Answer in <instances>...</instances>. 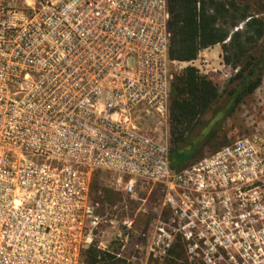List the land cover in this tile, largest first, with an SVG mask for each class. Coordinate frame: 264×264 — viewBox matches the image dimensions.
<instances>
[{"label": "built area", "instance_id": "2783aa9c", "mask_svg": "<svg viewBox=\"0 0 264 264\" xmlns=\"http://www.w3.org/2000/svg\"><path fill=\"white\" fill-rule=\"evenodd\" d=\"M168 20L167 0H0V264H84L97 172L157 190L155 260L178 242L191 263L264 264V124L170 167Z\"/></svg>", "mask_w": 264, "mask_h": 264}, {"label": "trees", "instance_id": "16d2710c", "mask_svg": "<svg viewBox=\"0 0 264 264\" xmlns=\"http://www.w3.org/2000/svg\"><path fill=\"white\" fill-rule=\"evenodd\" d=\"M167 8L170 60L188 62L201 50L221 44L222 62L237 68L221 90L215 73L201 74L193 65L172 74L169 160L170 167L179 170L203 156L224 121L260 85L264 75V0H167ZM212 110V117L204 121ZM91 188L95 190L93 181ZM101 195L97 196L101 201L110 200ZM182 257L181 244L175 242L166 264H191ZM82 258L84 264H125L117 252L102 250L94 242Z\"/></svg>", "mask_w": 264, "mask_h": 264}, {"label": "rangeland", "instance_id": "374dc122", "mask_svg": "<svg viewBox=\"0 0 264 264\" xmlns=\"http://www.w3.org/2000/svg\"><path fill=\"white\" fill-rule=\"evenodd\" d=\"M241 25L242 24L239 25V28H241ZM221 54V44H216L205 48V50H201L197 56V59L204 56L210 64L209 67L218 70L217 72L209 71L205 74L215 73L213 75L218 76V88L220 90L227 86L229 78L237 71H235L237 68H231L227 65H224L223 67L220 63V60H222L220 57ZM196 64H198V61ZM187 65L188 64L182 62L172 63L170 65L172 74L180 72ZM224 74L228 75L225 76ZM214 107L217 108V104H215ZM263 111L264 75L260 85L253 91V93L246 96L233 114L224 121L217 136L214 137L209 145L205 147L203 155L214 151L212 148L213 145L218 144L223 146L231 143L236 138L249 134L252 128L257 124L263 125ZM213 112V110L208 112L204 116V121L209 120V118L212 117ZM167 137L169 140V122ZM116 177L117 176L107 172H97L93 179L95 188L94 196L98 198V194H102L101 196H103V198L104 195L106 197L109 196L108 198H110V200L102 201L100 212L102 220L96 230L94 243L104 247L105 250L121 254V258H124L125 264H166L169 255L163 260H155L152 255H149L148 245L145 243V239L142 240L144 235L149 232V229H151L154 214L159 208L161 198L159 197L157 190L151 189V185L146 182L137 181L135 184V198L131 199L122 190H115L113 181ZM127 180V178H123V181ZM123 200L126 201L127 208L123 207ZM129 220H132L131 237L127 239L125 248L123 249L122 239H124V234L126 232L124 222ZM135 244H139L140 250L135 248ZM133 254H135V258H131V255ZM182 258H185L184 253ZM191 264L199 263L194 262Z\"/></svg>", "mask_w": 264, "mask_h": 264}, {"label": "crops", "instance_id": "0c3cea01", "mask_svg": "<svg viewBox=\"0 0 264 264\" xmlns=\"http://www.w3.org/2000/svg\"><path fill=\"white\" fill-rule=\"evenodd\" d=\"M203 50H205V49H203ZM220 57H221V56H220ZM219 59H221V58H219ZM220 61H221L220 63H221V64L223 65V67H224L225 64L222 62V60H220Z\"/></svg>", "mask_w": 264, "mask_h": 264}]
</instances>
